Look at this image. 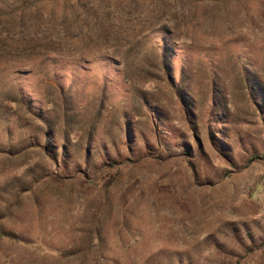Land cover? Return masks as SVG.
Segmentation results:
<instances>
[{
    "label": "rangeland",
    "instance_id": "obj_1",
    "mask_svg": "<svg viewBox=\"0 0 264 264\" xmlns=\"http://www.w3.org/2000/svg\"><path fill=\"white\" fill-rule=\"evenodd\" d=\"M0 264H264V0H0Z\"/></svg>",
    "mask_w": 264,
    "mask_h": 264
}]
</instances>
